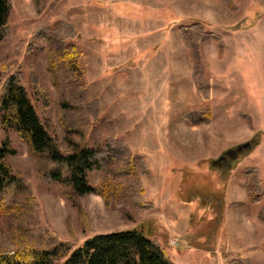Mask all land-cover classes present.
<instances>
[{"label": "rangeland", "instance_id": "1", "mask_svg": "<svg viewBox=\"0 0 264 264\" xmlns=\"http://www.w3.org/2000/svg\"><path fill=\"white\" fill-rule=\"evenodd\" d=\"M198 23L212 35L200 47L209 101L199 94L180 31ZM54 30L68 38L82 72L81 85L69 91L58 90L48 71L43 35ZM4 65L21 74L64 153L71 139L138 158L150 211L124 200L106 205L96 194L72 204L63 195L69 189L42 181L26 145L0 127V144L7 137L17 150L8 164L61 240L80 246L138 228L175 264H264V201L250 203L244 189L247 168H257L264 183V0H47L42 13L33 0H12L0 42ZM205 111L211 122L196 124ZM88 179L97 187L102 173ZM0 251H14L1 230Z\"/></svg>", "mask_w": 264, "mask_h": 264}, {"label": "trees", "instance_id": "2", "mask_svg": "<svg viewBox=\"0 0 264 264\" xmlns=\"http://www.w3.org/2000/svg\"><path fill=\"white\" fill-rule=\"evenodd\" d=\"M33 1L42 13L43 3L47 0ZM11 11L12 0H0V42L7 36ZM180 31L195 62L193 76L199 94L203 101H209L211 80L204 77L200 47L212 35L200 23L182 27ZM43 37L53 85L61 92L62 89L78 88L82 72L72 55L74 47H69L68 38L60 37L58 30ZM213 39L220 48L223 47L220 38ZM77 96L74 94L72 98ZM204 113L205 119L196 124L211 122V113ZM0 127L5 133L13 132L26 145L34 170L42 181L69 189L70 193L63 195L72 204L79 197L96 194L106 205L124 200L141 210L152 209V205L144 200L145 190L135 165L138 158L132 151L110 148L104 152L84 141L68 139L71 151L64 153L38 114L21 74L11 72L9 65L0 68ZM16 154L10 139L5 137L0 144V230L12 242L14 251H0V264H175L159 241L138 228L95 235L80 246L61 240L38 218L33 193L23 175L8 164L7 157ZM115 160L119 162L118 166L114 164ZM92 172L102 173L97 187L89 182ZM244 189L250 203H263L264 183L257 168L245 170ZM258 218L264 223V209Z\"/></svg>", "mask_w": 264, "mask_h": 264}, {"label": "water", "instance_id": "3", "mask_svg": "<svg viewBox=\"0 0 264 264\" xmlns=\"http://www.w3.org/2000/svg\"><path fill=\"white\" fill-rule=\"evenodd\" d=\"M250 147V144L247 143L241 147L238 148V150L236 152H234V156L237 157L238 156V153L242 152L245 148H249Z\"/></svg>", "mask_w": 264, "mask_h": 264}, {"label": "flooded vegetation", "instance_id": "4", "mask_svg": "<svg viewBox=\"0 0 264 264\" xmlns=\"http://www.w3.org/2000/svg\"><path fill=\"white\" fill-rule=\"evenodd\" d=\"M227 155L229 156V154H227ZM227 155H226V156H227ZM223 159L225 160V159H226V157H223Z\"/></svg>", "mask_w": 264, "mask_h": 264}]
</instances>
